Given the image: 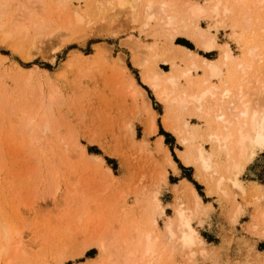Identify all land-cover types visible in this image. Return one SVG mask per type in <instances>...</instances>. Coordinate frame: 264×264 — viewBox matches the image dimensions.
<instances>
[{"label": "rangeland", "instance_id": "rangeland-1", "mask_svg": "<svg viewBox=\"0 0 264 264\" xmlns=\"http://www.w3.org/2000/svg\"><path fill=\"white\" fill-rule=\"evenodd\" d=\"M105 1L0 0V229L6 228L10 239L2 241L0 234L1 245L9 246L2 264H127L125 248L135 249L143 231L157 238L162 252L158 264H264V238L255 230L258 213L264 211V147L237 177L244 193L230 182L222 191L213 182L207 184L203 174L185 166L179 156L190 146L202 145L211 161L223 166L224 153L207 139L220 125L193 106L182 111L160 101L142 82L146 69L140 64L157 54L148 70L175 75L176 94L198 92L204 81L219 90L235 86L240 71L232 73V66L222 61L219 78L195 71L184 78L188 67L175 45L210 60L219 59L222 46L228 45L236 61L246 59L248 42L244 26L236 21L239 12L227 18L209 12L198 21L216 44L215 51L205 53L186 36L169 43L157 18L145 21L150 0H140L134 12L129 5L126 11L115 1ZM155 1L177 7L183 2ZM192 1L208 8L219 4ZM255 17L264 26V11ZM179 22L192 31L187 20ZM128 39L138 47H129ZM263 71L264 55L255 58L245 77L250 81L244 84L249 102L264 101L257 83L264 79ZM168 75H162L163 80ZM132 79L155 111L156 134L147 135L151 114L134 96ZM30 117L35 127L27 126ZM166 117H179L180 124L193 130L195 142L184 145L168 132ZM44 124L49 132L43 134ZM158 136L163 137L162 148ZM165 150L176 172L167 165ZM188 183L207 205L198 213ZM177 207L188 215L202 246L170 249L164 228L169 220L175 223ZM17 232L23 241L18 249Z\"/></svg>", "mask_w": 264, "mask_h": 264}, {"label": "bare ground", "instance_id": "bare-ground-1", "mask_svg": "<svg viewBox=\"0 0 264 264\" xmlns=\"http://www.w3.org/2000/svg\"><path fill=\"white\" fill-rule=\"evenodd\" d=\"M113 1H115L117 6H119L121 9L125 8L126 11H128L126 7L127 5H129L128 9H131V11L134 12L135 7L140 0H132L131 3H129L127 0H109V4ZM150 1L145 5L144 8L143 16L145 18V21H150L153 18L156 20L157 18L161 26L160 29L165 32H163L164 34H166L165 39L168 38L167 41L169 40V43H172L178 36H186L189 39L194 40L204 52L213 51L216 44L212 34H210L206 29L201 28L197 25L198 21L207 17L206 15L209 12H213L216 15L222 12L226 16V18L233 17L236 13L239 12L236 21L239 25L244 26V31H246V40L248 42L246 48L247 50L245 49V52L248 56L246 59L242 61H236L228 45L222 46L223 50L217 61H211L204 58L203 56L194 54L187 49L176 47L183 53V56L179 60L181 61V63L185 64L188 67V70L186 72H183L182 76L184 78H187L193 71L199 73L204 72L210 79L219 78L222 72L219 66V62L222 61L226 66H232L233 69L230 67L232 69V73L235 71H240V79L235 86L224 87L223 89L219 90L215 85H207L208 82L206 83V81H204L202 87L200 84L201 89L198 92L187 94L186 92L181 91L176 94V92H178V81L176 80L177 78L175 75L170 76L168 75L169 73L167 74V72H161L162 75H168L163 80L161 73H152L148 70L149 64L151 62L155 63L157 61H155V59H157L158 57L157 54H154L155 56L152 57L151 61H149L150 59L146 60L145 58H142V61H144H140V64H142V66L146 69L145 71H143L144 73L142 75V82L150 88L153 94L160 101L167 104L176 105L182 111L187 110V108L190 106H193L197 112L202 113L207 119H211L220 125V127H218L215 132L208 135L207 139L209 138L212 143L216 144L217 148L215 149L217 151L219 150L224 153V165L221 166L218 163H213L211 161V154H208V152L202 145H198L197 147L190 146V148L186 149V151L184 150L185 152H180L179 159L183 161V164L188 167L194 166L195 169H198L203 174L206 179V183L208 184L210 182H213V185H215V188L219 191H222L221 188L225 183L230 182L233 187L238 189L241 193H244L237 177L244 170V164L251 161L255 156V152L264 147V101L262 99H256V101H254L255 99L253 97L254 102L252 100V102H249L250 98L247 97L248 100L245 99L246 91L244 90V84L250 83V81L246 80L245 77L247 76L248 71L252 70L255 58L257 57L258 60H261L262 56L264 55L263 21L256 17L254 19L255 15L259 14L260 11H264V0H218L219 4L212 8L205 7L202 4L192 0H183V2L181 1L182 4L180 3V7H177L176 5L168 6V4H164L163 2L158 3L159 1H155L156 3L154 4V2H152L153 0L151 2ZM155 10H157L159 18L156 17L157 13ZM27 13L24 15V17L29 16L31 11ZM75 17L77 18V20L79 19L78 15H76ZM176 20H180L179 23L182 24L187 20L192 25V31L189 32L186 26L184 28H181L180 25L175 23ZM31 25L36 27L38 30H40L42 27L37 22H31ZM28 26L25 25L22 27L24 28V32L26 33ZM1 29L2 25H0V32L2 31ZM251 29L252 32L250 33ZM92 34L96 35L95 33ZM2 35H4L5 38L9 36L5 32ZM4 36L2 37L4 38ZM248 36L249 38L247 39ZM128 40L124 41L127 42ZM129 41L127 42L129 43L128 46H133L136 44V42L134 44V41ZM32 47H34V44L32 45ZM136 47H138L137 44ZM144 54H146L147 56L146 52ZM177 57H180L179 53ZM162 59H164V57ZM140 64L138 66H141ZM151 65L152 64H150V66ZM230 78L231 76L229 77V79ZM257 83L259 91H261L263 95L264 79H262L261 81H257ZM131 87L134 96L138 95L141 98V101L143 102L142 104H144L142 106H145L147 111L151 114V119L147 128V135L156 134L157 124L155 120V111L151 107L149 99L145 95V92L142 90V88H140L135 83L134 79H132L131 81ZM246 90L248 92L249 89ZM258 96H260V94H258ZM170 119L166 117L163 120L162 118L164 128L168 132H173L182 144L190 145L196 139V135L192 133L193 130L192 132H189V129H187L188 127H186V125H182V122V124H180L179 117H176L175 120L172 119L171 121ZM33 122V118L30 117L27 121V126H29V128H32L33 126L35 127V125L32 124ZM45 126L46 124H44V130L42 129L43 131H41L43 132V134L46 131L49 132L48 127ZM40 127L43 128V126ZM41 132L40 134H42ZM158 144L159 147L162 148L163 142L161 136L158 138ZM165 151L167 165L174 172H176V165L172 160L169 151ZM108 171L111 173L110 169H108ZM163 173L164 172L161 173V176L164 179ZM203 181L204 179L202 180V182ZM188 186L190 189L193 211L195 213H198L202 211L207 205L201 201L198 193L191 186V184L188 183ZM258 214L259 217L255 226V230L257 231V234L264 238V211H261ZM164 229L167 235L166 242L168 241V243L172 244V246H169L170 249L174 248L173 245H177V247L180 248H190L195 244L198 246L203 245L204 241H202V239L197 236L196 231L190 225L188 215H186L184 210H182L180 207H177L175 209V223H173L172 220H169ZM8 233L9 232L6 228H4L3 230L0 229V234L3 235L2 241L10 240L8 237ZM15 246L17 249L23 246L21 232H17ZM8 248L9 246H7V244L1 245L0 242V264H2L1 260L3 259V257L8 254ZM125 250L126 258L124 261H126L127 264H158L159 261H161L160 259L162 252L157 248V238L154 236L153 232L150 231L140 232L136 238L135 249L130 250L129 247H126ZM205 252V249L200 250V253L202 254ZM133 259L136 260L134 261Z\"/></svg>", "mask_w": 264, "mask_h": 264}, {"label": "crops", "instance_id": "crops-1", "mask_svg": "<svg viewBox=\"0 0 264 264\" xmlns=\"http://www.w3.org/2000/svg\"><path fill=\"white\" fill-rule=\"evenodd\" d=\"M178 38V37H177ZM176 38V39H177ZM175 47H179V48H184V49H187L186 47H183V46H176L175 45ZM187 50H189V51H191L190 49H187ZM213 51H215V49L213 50ZM213 51H211V52H213ZM192 52V51H191ZM211 52H205V53H211ZM198 55V54H197ZM200 56V55H199ZM210 60V59H209ZM211 61H217V59H215V60H211ZM160 136H158V138H159ZM162 137V136H161ZM162 142H163V137H162Z\"/></svg>", "mask_w": 264, "mask_h": 264}]
</instances>
